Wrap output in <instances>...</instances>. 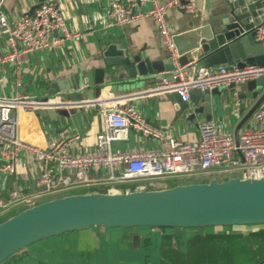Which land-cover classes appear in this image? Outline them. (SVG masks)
<instances>
[{"label":"crops","instance_id":"1","mask_svg":"<svg viewBox=\"0 0 264 264\" xmlns=\"http://www.w3.org/2000/svg\"><path fill=\"white\" fill-rule=\"evenodd\" d=\"M41 1L43 0H0V13H6L10 22L13 23L24 12L33 11ZM55 1L64 17L69 34L61 35L55 31L49 36L51 43L48 47L22 53L18 64H0V97H13L20 94L51 103H63L56 108L57 113L52 109L20 111L18 113L20 138L41 147H48L62 135L79 133L80 139L71 145L70 151L75 154L91 153L95 149L96 135L103 122L101 105L99 103L90 106L84 104L87 101L85 92L91 94L92 91L86 84L80 86L81 90L78 92L82 97H76V101L67 98V94L72 90L51 93L54 91V86L65 78L66 83L70 84L74 81V75L85 76L87 71L97 67L101 50L110 43L115 42L123 47L131 44L136 50L143 49L142 55H147L151 59L161 56L164 50L167 52L168 50L158 31L156 21L149 16L130 24L117 25L112 23L109 16L111 0ZM195 2L197 10L193 14L178 8L168 9L166 18L173 35L190 29L200 19L201 23H207L211 17H215L221 11V0H195ZM7 48L5 37L1 36L0 56L6 52ZM177 58L178 55L174 60L175 67H180L176 62ZM189 63L191 62L186 65ZM154 86L155 83H152L146 87L152 89ZM145 89L147 88L113 92L107 84H104L100 96L94 99L107 105H133L148 123L159 127L165 136L182 141L197 140L200 134V123L209 121L217 125L220 131L237 137L243 130L253 126L255 111L264 105L254 106L256 98L239 97L236 92L221 86L219 93L209 92L211 119L205 121L202 112H197L194 117H190L192 111L204 101V92L197 91L199 94L197 101L192 102L189 99L188 108L183 113L177 114V105L170 93L156 94L146 92ZM162 147L163 143L159 139L145 137L131 127L125 139L111 143L113 152L136 149L158 150ZM41 168L39 163L33 161L28 155L22 154L16 172L11 174L0 170V198L2 197L0 201H3L7 193L13 189L19 187L32 189ZM120 171H122L121 166L117 167L115 173L119 174ZM88 177V182L55 197L83 193L79 190L80 187H88L90 190L86 192L91 190L105 192L106 189L102 191L99 187L109 188L119 185L126 188L132 187L129 191H133L144 189L139 184L150 186L145 189H162L191 183L181 182L187 178L167 179L165 177L146 182L136 180L132 186L129 183L125 184L126 181L110 180L107 169L90 170ZM231 177L233 176L228 178ZM20 210L22 208L17 206L8 208L0 214H5L8 218ZM247 225L253 226L251 224L241 226ZM237 226L221 227L223 231L216 229L218 226L184 227L180 229L179 235L175 234L173 227L91 226L38 239L14 252L1 264H79V262L84 264H171L164 252H171L178 258L185 259L188 243L195 234L235 233ZM77 259L80 260L77 262Z\"/></svg>","mask_w":264,"mask_h":264},{"label":"water","instance_id":"2","mask_svg":"<svg viewBox=\"0 0 264 264\" xmlns=\"http://www.w3.org/2000/svg\"><path fill=\"white\" fill-rule=\"evenodd\" d=\"M221 11L207 23L196 22L190 29L173 35L180 67L188 66V73L196 74L201 66L246 64L264 66V37L255 39L259 27L264 29V0H221ZM32 10L30 11V13ZM142 50L110 43L98 56L99 65L86 75H74L57 82L54 91H70L67 98L82 97L81 85L91 87L85 92L87 101L100 96L104 84L113 92L147 88L158 84L167 73L176 69L170 53L152 59ZM189 63V65H186ZM72 79V78H71ZM72 79V80H73ZM239 97L256 98L254 106L264 104V74L226 86ZM75 91L77 93H75ZM198 90H192L190 101H197ZM209 92L219 93V87L206 89L204 101L196 107L211 119ZM176 102L177 114L188 108L181 95L170 92ZM51 103L43 111L54 110ZM264 224V179L231 177L219 181L191 182L162 189H139L125 192L75 193L55 197L27 207L0 222V263L17 250L51 235L91 226H155L173 227L180 234L184 227L223 226L233 224Z\"/></svg>","mask_w":264,"mask_h":264},{"label":"built area","instance_id":"3","mask_svg":"<svg viewBox=\"0 0 264 264\" xmlns=\"http://www.w3.org/2000/svg\"><path fill=\"white\" fill-rule=\"evenodd\" d=\"M178 8L186 13L196 12L195 0H111L109 16L117 25L130 24L142 17H151L157 23L166 49L173 60L176 47L168 25V9ZM68 35L64 17L55 0H43L30 12H24L13 23L6 13H0V37L7 43L6 52L0 56V64H18L24 52L46 48L53 32ZM264 37V29L259 27L255 39ZM171 80L163 77L152 93L178 92L182 100L188 101L192 90L204 92L206 89L227 86L231 82L240 83L264 74V66L246 64L201 66L196 74L188 73V66L176 67L167 73ZM99 103L103 118L101 129L96 135L95 149L91 153L75 154L70 151L73 143L80 139L79 133L62 135L54 144L41 147L20 138V111L37 110L50 106V101L39 100L28 95L0 97V170L14 173L20 165L22 154L28 155L41 165V171L32 189L16 188L9 191L0 201V211L12 207L22 210L37 203L55 198L57 193L67 191L89 181L90 170H108L113 181L164 178L167 176H194L209 173L211 169L223 167V172L244 179H264V105L254 113L252 127L243 130L237 137L222 132L213 122L199 125V138L182 141L165 136L154 124L148 123L133 105H107L101 101L89 100L90 106ZM145 137H154L163 143L158 150H111V143L125 139L129 128ZM122 167L119 174L117 167ZM2 200V197L0 198Z\"/></svg>","mask_w":264,"mask_h":264},{"label":"trees","instance_id":"4","mask_svg":"<svg viewBox=\"0 0 264 264\" xmlns=\"http://www.w3.org/2000/svg\"><path fill=\"white\" fill-rule=\"evenodd\" d=\"M228 226L230 225H223L222 227ZM251 236L252 234L243 235L237 232L195 234L188 243L185 259H180L171 252H164V255L171 264H236V252L248 244L247 241Z\"/></svg>","mask_w":264,"mask_h":264},{"label":"rangeland","instance_id":"5","mask_svg":"<svg viewBox=\"0 0 264 264\" xmlns=\"http://www.w3.org/2000/svg\"><path fill=\"white\" fill-rule=\"evenodd\" d=\"M222 173H226V172H223V167H217V168L211 169L208 174L204 172H200V173L195 174L194 176L177 175V176H167L166 178L167 179L187 178V179L182 180L181 182H184V181L185 182H207L211 178H217L218 180L222 181L223 179L226 180V178L232 176L230 174L225 175ZM154 179H159V178L127 180L126 181L127 183L125 184L129 183L133 186L136 183V180L140 182H146V181H150ZM139 185H141L142 188L144 189L146 187H150L147 184H139ZM79 190L83 193H86V191L90 189H88V187H80ZM99 190H102V191L105 190V192H125V191L132 190V187L126 188L124 186L120 187L119 185H116L115 187H109V188L99 187ZM71 192L72 191H70V193ZM65 193H68V192H60V193H57L56 195L65 194ZM11 210H14V209H11ZM4 219H6L5 214H0V222L3 221ZM241 225H245V224H240V225L238 224L235 231L243 235L252 234V236L249 238V241H247L248 244H246L244 248H240L238 252H236V264H264V224H261V223L251 224L253 226H249V225L241 226ZM221 227L222 226H218V228L216 229L223 231V228ZM203 229L202 231H204ZM214 229L215 228H213V230ZM79 260L77 259V262ZM79 264H84V263L79 262ZM106 264H111V263H106Z\"/></svg>","mask_w":264,"mask_h":264}]
</instances>
